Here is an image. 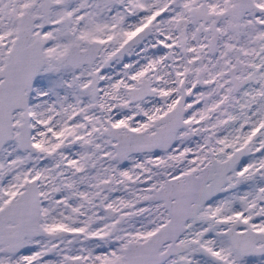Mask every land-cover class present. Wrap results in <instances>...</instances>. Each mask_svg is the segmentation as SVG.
I'll return each instance as SVG.
<instances>
[{"label": "snow or ice", "instance_id": "obj_1", "mask_svg": "<svg viewBox=\"0 0 264 264\" xmlns=\"http://www.w3.org/2000/svg\"><path fill=\"white\" fill-rule=\"evenodd\" d=\"M0 264H264V0H0Z\"/></svg>", "mask_w": 264, "mask_h": 264}]
</instances>
